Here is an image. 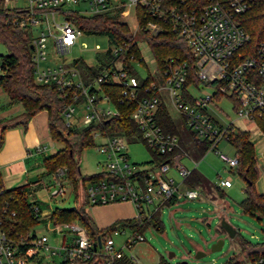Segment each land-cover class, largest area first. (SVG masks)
<instances>
[{
	"label": "built area",
	"instance_id": "2783aa9c",
	"mask_svg": "<svg viewBox=\"0 0 264 264\" xmlns=\"http://www.w3.org/2000/svg\"><path fill=\"white\" fill-rule=\"evenodd\" d=\"M257 2L264 0H205L198 8L181 5L163 8L159 0H0L2 8L15 10L10 22L27 32L33 81L52 84L60 91L59 113L68 126L87 124L115 114L116 109L103 89V85L112 83L120 87L117 102L134 103L130 117L143 144L165 156L158 163L153 160L144 164L129 162L128 140L124 135L94 131L93 138H103L95 148L104 154L100 170L109 177L87 182L84 195H79L77 202L95 205L127 201L134 209L133 217H137L149 215L162 204L174 202L177 198L197 196V185L184 184L189 170L180 159L188 157L187 153L179 145L177 135L163 130L155 120L157 107L160 103L165 105V99L177 112L187 131L196 139L208 140L207 150L216 153L227 167L235 166V156L221 152L217 142L227 141V127L233 126L234 120L256 126L255 118L264 116V34L249 45V36L239 23L240 14ZM73 4H82V9L76 12L87 14L121 6L119 15L125 16L135 4L145 6L148 13L156 18L168 14L172 30L188 47L192 70L188 69L186 60L166 56L159 65L154 64L157 76L146 71L143 76L139 75L143 80L140 84L130 71H136L135 64H143L136 38L132 36V43L128 40L110 43L104 36L107 46L100 49L94 45L91 48L92 62H87L95 66L96 71L91 75L85 74L72 63L79 57L59 59V56L68 54L84 34L67 17L70 9H62V6ZM57 13L63 14V18L56 20ZM135 25L139 31L149 34H156L159 30V24L151 20L142 25L135 21ZM138 37L146 42L141 35ZM80 44L86 48L85 44ZM131 47L137 49V54ZM104 53L106 55L102 57ZM2 71L0 58V73ZM190 75L195 82L189 79ZM207 87L210 91L205 90ZM221 97L229 101L234 114L224 122L218 121L213 114V109L219 108H216L215 101ZM80 105L82 112L78 116ZM45 148L36 144L34 151L41 153ZM171 171L179 180L175 181ZM229 184L228 178L216 175V187ZM66 185L64 168L55 167L49 173V185L46 187L49 197L63 198ZM30 194L28 190L27 195ZM30 201L31 211L46 232L28 228L24 233H13L7 222L14 216V210L3 201L0 205V264L51 262L53 256L59 258V264H73L76 260L88 259L94 252L102 264H142L133 253L124 251L125 247L129 249L135 242L143 240L141 232L129 226H116L91 240L79 221L51 222V210L43 213L35 200ZM126 230L129 234L115 247L112 237ZM96 239L99 245L93 249ZM246 264H264V260L255 257L248 259Z\"/></svg>",
	"mask_w": 264,
	"mask_h": 264
},
{
	"label": "trees",
	"instance_id": "16d2710c",
	"mask_svg": "<svg viewBox=\"0 0 264 264\" xmlns=\"http://www.w3.org/2000/svg\"><path fill=\"white\" fill-rule=\"evenodd\" d=\"M161 6L166 8L168 5H181L182 7L198 8L205 0H159ZM121 6H116L112 10L103 12L88 13L80 15L78 12L69 10L67 17L86 35H103L106 36L110 43H117L122 40L133 41L131 31L127 23L119 16ZM133 15L137 24L142 25L146 21H155L159 24V30L156 34H149L140 31V35L145 39L154 64L159 65L162 58L166 56L177 57L178 59L188 62V69L191 71L192 57L189 53L185 41L172 30L168 14L161 18H156L148 13L145 6L135 4L133 7ZM15 10L2 8L0 6V42L5 46L6 52L0 54L1 66L3 71L0 73V89L5 93L10 101L19 102L22 106V120L19 122L24 126V121L30 117L35 111L44 109L47 114V130L49 137L53 141L61 142V146L52 154L43 155L41 165L44 172L40 174L33 182H40L46 187L49 185V173L57 166L64 168L65 177L69 184V190L72 193L75 208L69 209V206L55 205L49 214V220L55 221H71L77 220L82 223L91 240L95 236L101 235L103 231H109L116 226H129L134 231L141 232L143 228L152 219L151 225L156 230H160L161 222L157 215V211L149 215H141L137 217H126L114 219L104 227L98 228L84 210V218L81 217L80 208L86 203H79L77 198L84 195L85 184L96 179L109 177L103 170H98L87 175H81L78 169V154L80 150L89 145H94L92 133L98 131L101 134L112 135L122 134L128 141H142L139 130L135 122L130 117L133 109V102H117V96L120 87L118 85L107 83L103 85V89L107 91L109 100L115 107L116 112L113 115H105L98 120L87 124L68 126L61 114L59 108L62 98L60 91L52 84H39L33 81V62L30 60V50L27 32L14 26L10 22L11 16ZM239 23L249 36L248 44L252 45L264 34V2L252 4L247 10L239 16ZM137 54V49L131 47ZM105 53L101 54L105 57ZM85 74H93L96 67L87 63L81 58L72 61ZM141 84L143 80L136 71L130 70ZM190 80L195 82L193 75ZM155 120L158 125L165 131L172 132L177 135L179 140V131L176 124L165 105L160 103L155 113ZM257 128L264 135V116L255 118ZM6 125L0 127V145L2 142V129ZM227 142L234 149L236 164L233 167L235 172L242 178V197L238 205L242 212L256 214L258 217L264 218V192H257L254 188V179L256 176L254 170L255 151L248 137V131L227 127ZM187 131V130H186ZM191 144L194 147L195 154L201 156L208 148L209 141L204 139H196L189 131H187ZM148 149V148H147ZM150 159L148 161L161 162L165 156L155 151L149 150ZM146 161V162H148ZM201 183L200 176L194 168H191L184 179L186 186L199 185ZM27 184L17 185L5 188L2 186L0 179V205L6 201L8 208L14 210L8 222V227L12 232L24 233L29 227L39 222V218L33 214L30 205L31 201L27 198ZM218 191V189L216 188ZM221 195V192H218ZM77 202V203H76ZM171 203V202H170ZM239 248L249 259L261 257L264 260V241L249 242L234 234ZM34 264H54L53 261L47 262L38 260ZM73 264H102L97 253H91L88 259H79ZM167 264V263H156ZM175 264H186L181 261ZM223 264H239L235 256L229 257Z\"/></svg>",
	"mask_w": 264,
	"mask_h": 264
},
{
	"label": "rangeland",
	"instance_id": "374dc122",
	"mask_svg": "<svg viewBox=\"0 0 264 264\" xmlns=\"http://www.w3.org/2000/svg\"><path fill=\"white\" fill-rule=\"evenodd\" d=\"M82 7V4H73L67 7L62 6V9L68 8L77 11L82 9ZM57 14L55 16L56 20H60L64 16L63 14ZM79 14L86 15L87 13L79 12ZM120 17L127 23L131 35L136 38L139 52L143 58V64L134 65L137 74L143 76L146 71H149L157 76L149 47L146 42L138 37L140 31L136 28L131 8L128 14ZM80 43L85 44L86 48H82ZM94 45L104 49L107 46V40L103 35L83 34L77 39V43H75L71 51L64 56H59V59L65 60L79 57L86 62H92L93 53L91 48ZM5 52L6 48L0 42V54ZM205 90L210 91V88L207 87ZM0 93L1 97L2 95L5 97L1 90ZM1 97L0 102L2 101ZM215 103L217 105L216 108L219 107L218 109H213L216 118L226 120V118L233 117L234 114L230 109V103L225 97L219 98ZM165 105L176 124L177 131H186L181 118L166 99ZM81 112L82 107L80 105L79 112L76 115L80 116ZM93 140V146L83 147L78 154V169L81 175L91 174L103 168L104 154L98 152L95 148V145L101 142L103 138L95 136ZM53 143L57 147L61 146L59 141H53ZM216 146L226 155L231 157L234 155V149L227 141L222 139L217 142ZM185 148L188 157L192 160L186 157H181L180 160L187 169L194 168L203 175L205 181L207 180L212 184L215 183L216 175L230 180L231 186L222 188L223 193L220 196L216 193L215 188L209 184L212 189L210 191L215 194L216 198L218 197L225 201L226 210L222 211L219 203L211 200L206 195V189L203 188V183H201L197 185L198 194L196 197L191 199L180 197L174 203L162 204L157 211L161 222L160 230L154 229L151 225L152 219H149V223L141 231L143 240L135 242L129 249L125 247L124 251L133 253L142 264H175L180 261H185L186 264H223L231 256H235L239 264H246L249 258L239 248L236 238L227 236L226 232L220 227V220L223 219L235 229L236 234L252 243L264 241V218L241 211L238 202L243 195V180L235 172V168L227 167L212 150H206L201 156H198L197 154H192L188 144ZM127 155L129 162L138 164H144L150 159V152L141 141H128ZM177 180L179 178L175 181ZM65 188L63 199L52 197L53 204L61 206L75 205L72 193L69 190V184ZM27 198L30 200V195H27ZM83 208L89 217L98 224H104L113 218H123L134 214L133 207L129 206L126 201L95 205L85 204ZM29 228L36 232H46L41 222ZM127 234H129V230L114 235L112 237L113 245L118 247ZM217 239H222L219 249L210 250L211 244ZM196 251H201L203 254L194 257ZM168 252H172V255L167 256ZM52 261L54 264H59L57 256H53Z\"/></svg>",
	"mask_w": 264,
	"mask_h": 264
},
{
	"label": "crops",
	"instance_id": "0c3cea01",
	"mask_svg": "<svg viewBox=\"0 0 264 264\" xmlns=\"http://www.w3.org/2000/svg\"><path fill=\"white\" fill-rule=\"evenodd\" d=\"M1 98L2 101L0 102V127L2 125H6L2 129V142L0 145V179L2 186L8 188L12 186L27 184L28 186L26 187L31 192L30 200H35L38 203L42 212L47 213L55 206V204L52 203L53 198L49 197L45 185L41 184L40 182L33 181L36 179V177H38L44 172V168L41 165L42 156L52 154L60 146H55L53 140L49 137L47 130V114L44 109L35 111L30 117L25 119L23 126L21 123H19L22 120L21 104L16 101H10L6 95L5 97H3L2 95ZM216 119L220 122L225 121L219 120V118ZM233 127L238 128L240 130L248 131L249 140L252 143L255 151L254 170L256 176L254 179V188L257 192L263 193L264 135L255 125L243 120H234ZM179 140V145L185 150V152V147L188 144L192 154H195L194 147L191 144V139L187 131L179 132ZM36 144L44 145L46 147L45 150L41 153L35 152L34 146ZM186 158L192 160L189 157ZM197 173L200 176L201 183H203V188L206 189V195L211 200L217 201L221 206V210L225 211V201H222L221 198H216L215 194L210 191L212 189L209 187V184L215 188L217 194L218 192H221V195L223 193L222 188H229L231 184H229L228 186L216 187L214 184L209 183L207 180L205 181L203 175L199 171H197ZM171 175L174 177L175 180L177 179V176L173 171H171ZM216 188L218 189V191L216 190ZM128 204L132 207L129 202ZM132 216L133 215L128 217ZM113 220L114 218L104 224H98L95 223L93 220L92 221L94 222L96 227L101 228Z\"/></svg>",
	"mask_w": 264,
	"mask_h": 264
},
{
	"label": "water",
	"instance_id": "95a60500",
	"mask_svg": "<svg viewBox=\"0 0 264 264\" xmlns=\"http://www.w3.org/2000/svg\"><path fill=\"white\" fill-rule=\"evenodd\" d=\"M30 48V45L28 46ZM69 209H74L75 206L71 205L68 207ZM80 212H81V217L84 218V208L81 207L80 208ZM220 227L226 232L227 236L232 237L235 234V229L233 227H231L228 223H226L223 219L220 220ZM222 243V239H217L215 240L214 243L211 244L210 246V250H216L219 249L220 245ZM95 245H99V241L98 239H96V243L93 245V249L95 247ZM203 254L201 251H196L194 253V257H198L199 255ZM172 252H168L167 256H171ZM182 263H185V261H181Z\"/></svg>",
	"mask_w": 264,
	"mask_h": 264
}]
</instances>
